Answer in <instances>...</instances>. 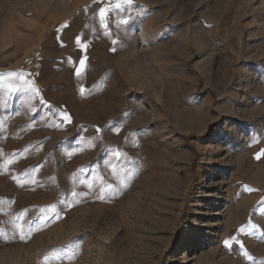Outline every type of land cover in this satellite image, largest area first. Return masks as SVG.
<instances>
[{
  "label": "rangeland",
  "instance_id": "1",
  "mask_svg": "<svg viewBox=\"0 0 264 264\" xmlns=\"http://www.w3.org/2000/svg\"><path fill=\"white\" fill-rule=\"evenodd\" d=\"M118 3L0 0V264H264V0Z\"/></svg>",
  "mask_w": 264,
  "mask_h": 264
},
{
  "label": "snow or ice",
  "instance_id": "2",
  "mask_svg": "<svg viewBox=\"0 0 264 264\" xmlns=\"http://www.w3.org/2000/svg\"><path fill=\"white\" fill-rule=\"evenodd\" d=\"M132 4V0H121V3H118L117 4V7H121L122 5H131ZM107 9H102L101 12H100V17L101 19H106V15H107ZM127 19H121L120 23L121 24H127ZM81 66L83 67V63L81 64ZM80 73L78 72L77 75H79ZM8 76L11 77V78H17V79H23V74L22 73H8ZM10 88H12L11 85H9ZM13 91H18L19 89H16V88H12ZM83 91V89H82ZM116 156H120V153L119 152H116L115 153ZM259 158V157H257ZM111 187V186H109ZM251 191V189H249ZM73 195H75V193H73ZM21 232H22V229H21ZM21 238H23V234L21 235ZM226 244H228L229 242L226 241L225 242Z\"/></svg>",
  "mask_w": 264,
  "mask_h": 264
},
{
  "label": "bare ground",
  "instance_id": "3",
  "mask_svg": "<svg viewBox=\"0 0 264 264\" xmlns=\"http://www.w3.org/2000/svg\"><path fill=\"white\" fill-rule=\"evenodd\" d=\"M227 209V208H226Z\"/></svg>",
  "mask_w": 264,
  "mask_h": 264
}]
</instances>
